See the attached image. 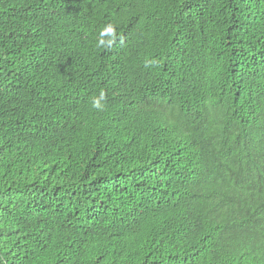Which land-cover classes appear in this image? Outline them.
Returning <instances> with one entry per match:
<instances>
[{"label":"trees","instance_id":"trees-1","mask_svg":"<svg viewBox=\"0 0 264 264\" xmlns=\"http://www.w3.org/2000/svg\"><path fill=\"white\" fill-rule=\"evenodd\" d=\"M0 264H264V0H0Z\"/></svg>","mask_w":264,"mask_h":264},{"label":"clouds","instance_id":"clouds-1","mask_svg":"<svg viewBox=\"0 0 264 264\" xmlns=\"http://www.w3.org/2000/svg\"><path fill=\"white\" fill-rule=\"evenodd\" d=\"M107 37V39H105ZM118 39L117 25L109 23L105 25L97 38V47H111ZM153 62L146 61L145 67H150ZM106 93L101 91L98 96H93L90 99V104L93 109L104 111L106 107Z\"/></svg>","mask_w":264,"mask_h":264}]
</instances>
